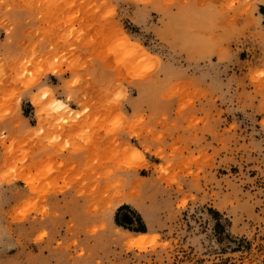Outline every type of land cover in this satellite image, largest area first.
Here are the masks:
<instances>
[{
    "label": "rangeland",
    "instance_id": "rangeland-1",
    "mask_svg": "<svg viewBox=\"0 0 264 264\" xmlns=\"http://www.w3.org/2000/svg\"><path fill=\"white\" fill-rule=\"evenodd\" d=\"M0 264H264V0H0Z\"/></svg>",
    "mask_w": 264,
    "mask_h": 264
},
{
    "label": "bare ground",
    "instance_id": "bare-ground-1",
    "mask_svg": "<svg viewBox=\"0 0 264 264\" xmlns=\"http://www.w3.org/2000/svg\"><path fill=\"white\" fill-rule=\"evenodd\" d=\"M57 106V108L58 107H60V108H63L64 107V105H62L61 103L60 104H58V105H56ZM64 108H66V107H64ZM133 150V149H132ZM135 150V149H134ZM133 150V151H134ZM136 235H135V237L134 238H131L129 241H128V244L130 245V246H134V247H139L140 248V246H142V244L145 242V240H146V233L145 232H137V233H135ZM148 236V235H147ZM148 242V241H147ZM146 243V242H145ZM144 243V244H145Z\"/></svg>",
    "mask_w": 264,
    "mask_h": 264
}]
</instances>
